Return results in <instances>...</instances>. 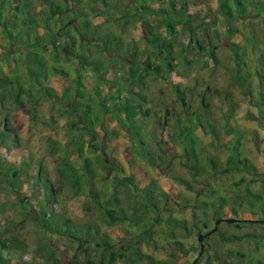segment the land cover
Here are the masks:
<instances>
[{
	"label": "rangeland",
	"instance_id": "1",
	"mask_svg": "<svg viewBox=\"0 0 264 264\" xmlns=\"http://www.w3.org/2000/svg\"><path fill=\"white\" fill-rule=\"evenodd\" d=\"M28 1L33 16L36 13L39 15V32L52 33L56 42V45L49 43L44 54L47 63L67 69L71 74L70 82L82 72L81 57L96 60L98 68H87L83 74L84 90L94 95L98 90L100 96L108 101L115 87L127 90L129 84V60H122L121 57L143 60L144 51L154 47L156 39L151 32L159 29L162 22L161 16L144 15L136 20L132 0H106V4L94 0H70L74 12L64 14H54L50 0ZM149 2L155 6L166 4L158 0ZM240 2L233 6L237 18L229 19L221 12L218 0H187L189 11L186 16L193 21V25L201 22L206 13L213 15L210 18L206 16L208 24L205 26L212 31L214 43H219L215 49L216 59L198 49H191L186 53L185 60L169 74V79L160 74L151 77L142 75L147 85L143 107L150 110V115L140 113V118L144 120L141 138L154 154L158 153L159 140L168 142L161 145L172 155L166 166L152 164L137 156H134L133 163L129 162L132 157L129 151L137 138H132L123 130L114 134L117 117L109 110L111 104L104 107L102 124H96V132L90 133L81 118L83 110L80 109L81 114H61L66 110L64 105L53 98L43 97L38 104V118L33 120L26 105L13 110L9 102L12 90L6 89L4 105L0 103V123H5V118H8L11 135H18L19 138L16 143H9V150L0 147V264H55L57 258L61 264H76V258L84 264L88 253L80 251L77 254L76 241L54 233L43 221L42 210L48 213L47 218H51L50 206L76 223L101 224L119 238L124 235L125 229L138 231L137 219L141 215L142 222H154L155 226L144 241L130 242L128 247L139 248L156 260H175L174 264H194V261L195 264L264 262V222L242 220L255 219L260 208H264V120L257 102L260 91L257 72L264 74V6L257 8L256 5L259 2L264 5V0ZM105 10L110 11L112 17L108 19ZM144 19L150 21L154 28H146ZM86 20L92 21L91 30L84 28ZM215 30L219 40L213 33ZM189 34V30L181 31L178 36L187 44ZM93 35H110L111 40L119 37V57L111 59L108 51L83 39ZM235 43L243 51V63H238L235 58ZM114 44H111L113 49ZM14 47L0 26L1 75L18 77L30 86L34 74L25 64L24 51H16ZM133 47H137L139 53ZM8 50L12 53L10 62L3 58ZM52 56H56L59 63H55ZM44 84L61 92L64 81L53 74L44 80ZM175 84L183 91L188 113L181 110L182 102ZM126 90H123L124 95ZM129 96L133 97L132 94ZM89 103L94 107L92 101ZM163 111L169 114L166 129L160 124ZM52 115L58 123L50 128L42 122ZM201 122L212 128L204 130L199 126ZM187 125L192 127L190 134L194 138L198 161L192 159L186 146L175 137L178 129ZM81 136L92 146L80 155L72 154L71 159L82 173L88 158L93 176L85 177L82 187L77 189L61 177L59 163L67 146L80 140ZM52 140L58 147L54 155L50 153ZM237 152L256 167V174L225 168L230 154ZM107 159L119 161L123 170H116ZM211 161L216 166L213 167ZM4 165L23 169L14 177L12 170L5 173ZM39 170L42 178L48 179L47 182L38 180ZM183 179L188 180L190 185L183 183ZM151 184L158 198V210L140 208L145 190ZM115 191L116 198L112 199ZM236 191L240 194L250 192L259 198L250 206L240 207L237 215L228 212L230 216L223 217H236L242 221L222 222L213 231L218 207L212 205H224L220 200L224 197L228 204L225 208L229 209L234 202L227 200ZM47 199L50 201L47 202ZM97 200L102 203L112 201L109 207L118 215H123L122 220L115 225L108 223ZM171 214L186 219L188 229L179 227L171 234L165 223ZM210 231L200 242L199 235ZM246 234L257 237L246 238ZM176 241H181L183 248L178 247ZM89 255L97 259L96 251L90 250ZM109 264L133 263L125 258Z\"/></svg>",
	"mask_w": 264,
	"mask_h": 264
},
{
	"label": "trees",
	"instance_id": "2",
	"mask_svg": "<svg viewBox=\"0 0 264 264\" xmlns=\"http://www.w3.org/2000/svg\"><path fill=\"white\" fill-rule=\"evenodd\" d=\"M94 1H101L106 4V0ZM149 1L150 0H132V5L134 6V9L137 13V17H135L136 20L143 18L144 15L161 16L162 22L159 25V29H156V31L152 30L151 32V35L156 39L153 41V50L144 51L145 58L143 60H130L126 59L127 57H121L122 60L123 58L124 60H129V66L131 67L130 75L128 77L129 84L127 90L115 87L113 90V95L108 101L107 99L100 96L98 90H96V95L88 93L86 90H84V83L82 80L83 74L87 68L94 70L98 68L96 60L85 59L84 57H81L82 72H80L76 77H73V79H71L69 82L68 80L71 78V74L67 69L56 64L50 66L44 58V54L48 50L49 43L56 45V42L54 39H52V33L45 32L41 34L39 32V15L36 13L33 16L31 11L32 9L30 8V2L28 0H0V26L2 32L10 40V42L16 46L14 47L16 48V51L17 49H22L24 51L26 57L25 64L27 65L28 70L34 74L33 77H31L32 82L30 86H26L20 81L18 77L12 78L9 75H1L0 73V103H2V106L4 105L5 101L4 92H6V89H10L12 92H10L9 102L13 110L16 111L21 106L23 107L26 105L29 108L32 119L37 120L39 110L38 104L41 99L43 97L53 98L65 106L66 110L61 111V114L65 113L71 115L75 112L80 113V109L83 110V115L81 118L84 120L86 130L91 133V131L96 132V124H102V121L105 117L104 107L106 105L110 106L109 104H111L112 106L109 107V110L114 112L117 117V125L113 131L114 134H117L119 130H123L127 132L132 138H137V141L133 142L131 145L129 154L132 157L129 159V162L133 163V160L135 159L134 156H137L142 159H146L152 164L157 163L161 164L162 166L168 165L172 160V155H170L169 152H166L161 146L163 143L168 142L164 139L159 140L157 142L159 146L158 153L154 154L150 149H148V144L146 141L141 138L144 120L140 118V113L150 115V110L144 109L143 107V101L145 99L144 90L147 85L146 80L142 78V75L148 74V76L151 77V75L160 74V76H164L169 79V74L177 69L178 64L182 62L184 58H186V53H189L191 49H198L199 52H203L205 55L209 54L214 59H216L215 49L219 47V43H214L212 31L209 29L207 30V27L205 26L208 24V19H206V16L208 18L213 17L211 13H206L201 22L199 21V23H195V25H193V21L186 16L189 11L187 0H158L164 1L166 4H158L157 6L153 5ZM218 1L223 14L228 16L229 19L237 18L238 15L234 13L233 6H235L236 2L241 3L240 0ZM49 5L52 6L54 14L74 12V10L71 8L70 0H50ZM256 5L257 8L264 6L263 3L260 2ZM108 10L110 9L108 8ZM8 14H11V16ZM105 14L106 16L108 15V19L112 17L110 11L108 13V11L105 10ZM143 24L146 26V28H151L152 26L151 22L146 19H144ZM91 26L92 21H84V28L86 30H91ZM152 28H154V26H152ZM199 29L201 32L197 33L196 31ZM188 30L190 33V39L189 42L185 44L179 38L178 34L181 31L188 32ZM163 32H165V34ZM229 32H231V29ZM213 33L217 34L216 37L219 40L218 31L215 30ZM66 34L69 35L70 33L66 31ZM231 35L232 34L230 33V36ZM83 39H88L91 44L93 43L96 47L104 51H108L111 59H117V57H119L117 54V44H119L121 41L119 37L111 40L110 35L101 37H94L93 35L91 38L83 37ZM115 40L117 41L115 42ZM112 43H116L114 44V49L112 48ZM133 49L139 53V51H137V47H133ZM240 49L241 47L235 43V58L238 63H243V51ZM11 56L12 53L10 50H8L6 51L3 58L10 62ZM152 56L156 58L152 59ZM180 58L182 59L179 60ZM52 59L55 61V63H59V59L56 56H52ZM157 59H159V61H157ZM162 67H164L165 70ZM53 74L57 76L59 75L64 81L63 90L61 92H58L55 87L44 84V80ZM257 74L260 83V91L257 102L261 108L260 116L264 120V74L261 71H258ZM123 90H126V95L123 94ZM176 90L177 93H179L178 98L182 102L181 110L188 113L189 109L186 105L185 97L181 93L183 91H181L178 85H176ZM129 94H132L133 97H130ZM89 101H92L95 109H93L94 107L91 106ZM106 101L108 103H105ZM7 120L8 118H5V123H0V147H4L6 150H9V143L18 142L19 137L18 135L14 134L11 135L12 132L8 128ZM42 123L50 128H53L58 122L55 116L52 115L50 119L44 120ZM160 124L162 125L163 129L168 127L169 114L166 111L161 113ZM199 126L204 130L212 128L211 125L206 126L203 124V122L199 123ZM191 130V125L180 128L176 132L175 137L176 140L180 139L181 143L186 146L187 152L192 157V159L198 161L194 147V138L190 134ZM152 137L155 139L154 135H152ZM91 146L92 145H88L83 136H81L80 140L72 141L67 146V149H65V155L62 161L59 163L61 177L71 185H75L77 189L82 187V182L85 180V177L92 178L93 170L91 168L89 159L86 158L84 162L85 171L80 173L78 168L74 165L71 155H80L84 153L85 150H88ZM57 152L58 147H56L55 142L52 140L50 153L54 155ZM107 162L115 167L116 170H123V166L116 159H107ZM211 164L213 167L216 166L214 161H211ZM227 167L241 171H248L255 174L257 173V170L255 169L256 167L250 161H248V159L241 158L238 152L234 153V155L230 154L227 164L225 165V168ZM22 169L23 167L17 169L15 165L8 167L7 165H4V170H6L5 173L7 172L6 174H8V172L12 170L14 177L18 176ZM40 171L41 170H39L37 173L38 180L44 181V183L47 182L48 179L45 177L42 178ZM182 182L190 185L189 181L186 179H183ZM52 195L54 196L53 193ZM115 198L116 191L112 199ZM258 198V195L251 194L250 192L240 194L238 191H236L233 193L230 200H227L229 203L231 200L234 202L233 205L231 204L229 209L225 208L228 206V204L226 203V198L224 197H220V200H222L224 205L213 204L212 206L215 208L218 207L216 210V218L220 219L224 216H230L227 214L228 212L237 215L239 213L240 207L245 208L246 206H250L254 203L252 201H255ZM48 201H50V199H47V202ZM97 202L99 208L104 210V216L108 223L115 225L122 220L121 216L123 215H118L114 209L109 207L112 201H105L102 203L101 201L97 200ZM50 207L51 218H47L49 216L48 213L42 210L44 215L43 221L54 233L67 236L76 241L78 244L77 254H79L80 251L88 253L87 258L84 260V264H109L117 261L118 259L125 258L132 260L133 264L175 263V260H156L152 256L143 253L139 248L130 249V247H128L130 242L137 241V243H140L144 241L155 226L154 222H142L141 215H139L137 219L138 231L125 229L124 235L119 238L115 237L101 224L88 222L76 223L69 216H66L62 212L57 213L54 211V209H52V206ZM140 208L147 210L150 208L155 210L159 209L158 198L154 193L152 184L147 190H145V199L144 202H141ZM121 210L124 213V209L121 208ZM128 218L129 217H126L125 219ZM254 218L255 219L250 218L242 220L251 222H264L263 207L260 208L259 214ZM242 220L239 219L237 222ZM165 223L170 229L171 234H174L175 230L179 227L188 229V223L186 219L176 217L172 214L168 216V218L165 220ZM244 237L256 238L257 236L253 234H246ZM176 245L183 248L181 241H176ZM90 250L96 251L97 259H93L89 255ZM171 255H173V253H171ZM75 262L76 264H81L78 258L75 259ZM54 263L61 264V260L57 258L54 260ZM257 264H264V262L258 260Z\"/></svg>",
	"mask_w": 264,
	"mask_h": 264
},
{
	"label": "water",
	"instance_id": "3",
	"mask_svg": "<svg viewBox=\"0 0 264 264\" xmlns=\"http://www.w3.org/2000/svg\"><path fill=\"white\" fill-rule=\"evenodd\" d=\"M237 221H239V219L236 218V217H227V218L217 219V221L215 222V228H214V230H216L217 227H218V225L220 223H222V222L234 223V222H237ZM210 233H211V231L208 232V233H205V234H200L199 235V241L202 242L203 238L206 237L207 235H209ZM201 247L203 248V244L201 245ZM195 263H196V261H194V264Z\"/></svg>",
	"mask_w": 264,
	"mask_h": 264
}]
</instances>
